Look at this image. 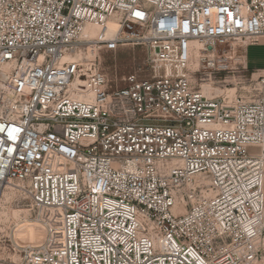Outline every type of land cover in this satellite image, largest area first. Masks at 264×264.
I'll list each match as a JSON object with an SVG mask.
<instances>
[{
	"label": "built area",
	"instance_id": "obj_1",
	"mask_svg": "<svg viewBox=\"0 0 264 264\" xmlns=\"http://www.w3.org/2000/svg\"><path fill=\"white\" fill-rule=\"evenodd\" d=\"M230 40L264 41V0H0V197L46 227L14 264H255L264 64L252 100L188 73ZM127 48L141 66L109 77Z\"/></svg>",
	"mask_w": 264,
	"mask_h": 264
},
{
	"label": "rangeland",
	"instance_id": "obj_2",
	"mask_svg": "<svg viewBox=\"0 0 264 264\" xmlns=\"http://www.w3.org/2000/svg\"><path fill=\"white\" fill-rule=\"evenodd\" d=\"M243 47L239 40L217 44L218 69H203L201 60L193 57L188 67L193 87L214 98L254 99L259 74L253 70L261 62L263 47L258 44L248 46V67L244 62ZM142 58L141 49L127 48L116 54H104L101 68L109 77L121 78L141 66ZM44 223V213L34 209L18 189L10 187L3 191L0 197V264L16 263L23 247L40 243L45 236ZM254 246L257 250L255 264H264V236Z\"/></svg>",
	"mask_w": 264,
	"mask_h": 264
},
{
	"label": "crops",
	"instance_id": "obj_3",
	"mask_svg": "<svg viewBox=\"0 0 264 264\" xmlns=\"http://www.w3.org/2000/svg\"><path fill=\"white\" fill-rule=\"evenodd\" d=\"M258 45H261V46L263 47V52H264V41L261 40V41L259 42ZM253 46H254V45H253ZM249 47H252V46H249ZM249 47H247V48L244 50V62H245V65H246L247 67L249 66V64H248V62H249V58H248V56H247V49H248ZM263 64H264V54L262 55L261 62L259 63V65H257V66L254 68L253 71L259 73V71L261 70Z\"/></svg>",
	"mask_w": 264,
	"mask_h": 264
},
{
	"label": "bare ground",
	"instance_id": "obj_4",
	"mask_svg": "<svg viewBox=\"0 0 264 264\" xmlns=\"http://www.w3.org/2000/svg\"><path fill=\"white\" fill-rule=\"evenodd\" d=\"M113 29H114V26H111V27H110V30H113ZM194 57H195V56H194Z\"/></svg>",
	"mask_w": 264,
	"mask_h": 264
}]
</instances>
